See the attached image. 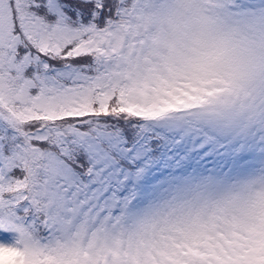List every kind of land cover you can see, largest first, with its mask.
I'll list each match as a JSON object with an SVG mask.
<instances>
[{
	"label": "snow or ice",
	"instance_id": "obj_1",
	"mask_svg": "<svg viewBox=\"0 0 264 264\" xmlns=\"http://www.w3.org/2000/svg\"><path fill=\"white\" fill-rule=\"evenodd\" d=\"M141 43L191 75L127 83ZM209 169L227 186L125 207ZM0 264H264V0H0Z\"/></svg>",
	"mask_w": 264,
	"mask_h": 264
},
{
	"label": "rangeland",
	"instance_id": "obj_2",
	"mask_svg": "<svg viewBox=\"0 0 264 264\" xmlns=\"http://www.w3.org/2000/svg\"><path fill=\"white\" fill-rule=\"evenodd\" d=\"M5 8L7 15V5ZM135 47L136 56L132 57L131 80L127 83L138 86L142 83L141 80H144V84H155L159 88L160 82L163 80L191 75L182 62L173 63L171 60H165L163 58L165 54L152 45L141 43ZM157 92L163 93L162 91H150L149 95L152 98V103L159 104L161 101L158 99ZM138 99L140 103H143V97ZM167 99L169 98L167 97ZM175 116L183 118L179 123L185 136L202 134V132L197 131L198 128L202 127L197 118L186 113ZM213 172H215L214 169H209L202 175L200 174L202 172L197 173L195 170V172L190 173L188 178L175 176L172 178V182L161 180L152 186L151 196L149 194L150 199H147L145 204L131 205V203H126L125 207L130 213L140 215L159 210L170 203H178L213 194L229 183L223 176L212 175Z\"/></svg>",
	"mask_w": 264,
	"mask_h": 264
},
{
	"label": "trees",
	"instance_id": "obj_3",
	"mask_svg": "<svg viewBox=\"0 0 264 264\" xmlns=\"http://www.w3.org/2000/svg\"><path fill=\"white\" fill-rule=\"evenodd\" d=\"M156 75V74H155ZM142 81V83L144 84L145 83V81L144 80H141ZM126 82H128V81H126ZM131 83V82H130ZM142 83H140L138 86H142L143 84ZM157 96L159 97L158 99L160 100V101H162V100H164V99H167V97H165L164 96V94L163 93H158L157 92ZM137 111L139 112V111H142V109H140V108H138L137 109ZM178 114H180L179 112H177V113H174V115H178ZM140 123H142V125H143V131H147V132H152V131H156V130H158L157 128H153L152 127V125H156L158 122H156V121H152V120H148V121H142V122H140ZM160 123V122H159ZM139 130V129H138ZM191 172H195V170H189V172L187 173V174H185L183 177H185V178H188L189 176H190V173ZM197 173H199V172H197ZM206 172H202V173H200V174H205ZM173 177H175V176H168V177H161V179L160 180H164V181H166V180H169V181H171L172 182V178ZM160 180H157V181H160ZM197 180V179H196ZM156 181V182H157ZM155 182V183H156ZM175 183V182H174ZM130 188V187H129Z\"/></svg>",
	"mask_w": 264,
	"mask_h": 264
}]
</instances>
